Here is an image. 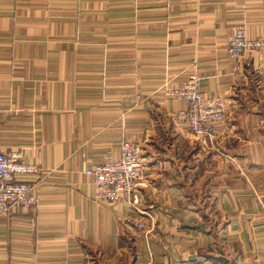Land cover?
<instances>
[{
  "label": "crops",
  "instance_id": "0c3cea01",
  "mask_svg": "<svg viewBox=\"0 0 264 264\" xmlns=\"http://www.w3.org/2000/svg\"><path fill=\"white\" fill-rule=\"evenodd\" d=\"M242 24L264 38V0H0V150L40 167L0 264H264V49L228 57ZM193 72L225 103L213 140L173 115ZM123 139L146 160L137 208L86 173Z\"/></svg>",
  "mask_w": 264,
  "mask_h": 264
},
{
  "label": "built area",
  "instance_id": "2783aa9c",
  "mask_svg": "<svg viewBox=\"0 0 264 264\" xmlns=\"http://www.w3.org/2000/svg\"><path fill=\"white\" fill-rule=\"evenodd\" d=\"M250 49H264V38H250L246 27L239 25L228 43V57L239 60ZM201 78L200 74L193 72L183 87L167 89V94L187 104L186 109L173 114L175 119L194 135L213 140L218 135V125L226 120L225 103L220 96L203 93ZM146 168L142 146L134 140L123 139L119 159H106L88 168L86 173L94 176L97 200L105 203L123 200L137 208L138 186L145 177ZM39 171L40 167L26 162L20 151L0 150V216L14 207H37L38 199L32 184L17 179V175ZM137 228L144 229V224L138 222Z\"/></svg>",
  "mask_w": 264,
  "mask_h": 264
}]
</instances>
